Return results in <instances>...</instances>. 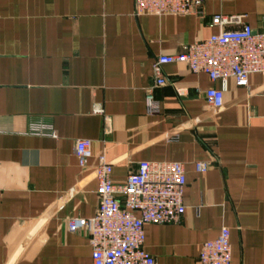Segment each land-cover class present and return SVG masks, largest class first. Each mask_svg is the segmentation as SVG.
I'll return each instance as SVG.
<instances>
[{
    "label": "crops",
    "instance_id": "obj_1",
    "mask_svg": "<svg viewBox=\"0 0 264 264\" xmlns=\"http://www.w3.org/2000/svg\"><path fill=\"white\" fill-rule=\"evenodd\" d=\"M205 13L137 17L134 0H0V264H93L87 234L68 221L95 215L102 155L118 185L142 161L185 168L181 222L145 226L156 264H200L202 245L224 227L232 264H264V78L252 75L247 89L229 81L212 110L205 92L219 83L165 65L160 111L147 114L157 58L217 34L213 16L246 15L264 33V0H205ZM80 139L92 141L85 168ZM198 162L209 170L198 173Z\"/></svg>",
    "mask_w": 264,
    "mask_h": 264
},
{
    "label": "built area",
    "instance_id": "obj_2",
    "mask_svg": "<svg viewBox=\"0 0 264 264\" xmlns=\"http://www.w3.org/2000/svg\"><path fill=\"white\" fill-rule=\"evenodd\" d=\"M135 16H198L206 18L205 0H134ZM246 15H222L211 18L210 26L217 34L195 41L176 55H162L152 66L155 82L148 88L146 109L148 115H157L160 104L154 90L168 81L163 66L181 64L192 74H206L220 88L205 92L208 108L221 109L228 82L247 89L252 75L264 78V33L256 32L244 22ZM179 95L183 91L177 90ZM101 109L94 113L101 114ZM92 141H76L75 154L79 166L85 168L92 158ZM198 173L209 170L210 164L198 162ZM113 165L105 155L98 159L95 169L99 206L89 219L68 221L72 233L85 232L92 250L93 264H156L145 251V226L148 224H179L185 214L184 203L187 176L178 162L138 163L135 172L125 183L115 184ZM230 229L222 228L219 236L202 245L200 264H232Z\"/></svg>",
    "mask_w": 264,
    "mask_h": 264
}]
</instances>
